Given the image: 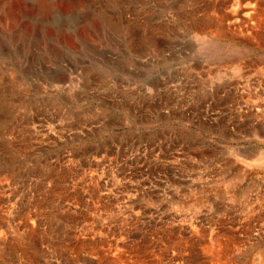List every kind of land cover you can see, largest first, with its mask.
I'll use <instances>...</instances> for the list:
<instances>
[{"label": "rangeland", "instance_id": "obj_1", "mask_svg": "<svg viewBox=\"0 0 264 264\" xmlns=\"http://www.w3.org/2000/svg\"><path fill=\"white\" fill-rule=\"evenodd\" d=\"M208 1L0 0V157L10 161V167L18 170L23 178L22 183H15L4 177V172L0 176L3 186L0 196L4 199L3 202L0 200V209L11 215L10 227L5 229L12 242L5 243L6 250L0 245V264H113V260L121 256L122 262L116 260L115 264H189L186 259L189 257L190 260V256L184 255L182 260L184 250L179 251L183 239L189 236L196 241L193 250L205 252L208 259H217L206 248L213 224L219 226L225 222L222 232H229L238 225L242 241H253L259 235L255 231L260 225L256 221L257 212H251V208L260 206L264 170L253 167L252 173L242 175L234 171L232 165L230 168L231 150L257 144L244 136V129L238 128L240 122L233 121L235 112L231 105L220 104L216 93L207 94L201 86L205 60L214 68H219L221 63L201 51L195 35ZM222 72L229 74L228 68ZM231 98L232 95L224 97L225 100ZM258 146L264 149L263 144ZM238 174L242 176L240 179ZM219 177L224 179L220 181ZM89 195H93L92 200ZM28 211L30 218L24 215ZM177 218H182L183 222ZM187 225H193L198 232L188 234L191 228ZM253 226L257 227L254 229ZM19 233L27 238L31 235V246L37 249L35 257L27 255V258L22 255L21 248L15 247L13 240L20 236ZM261 237L262 244L253 250L246 244L248 248L240 247L244 249L238 255L241 262L248 260L257 264L253 258L264 248V235ZM59 245L65 246L58 248ZM130 246L134 248L129 249ZM232 256L237 257L231 253L229 258Z\"/></svg>", "mask_w": 264, "mask_h": 264}, {"label": "bare ground", "instance_id": "obj_2", "mask_svg": "<svg viewBox=\"0 0 264 264\" xmlns=\"http://www.w3.org/2000/svg\"><path fill=\"white\" fill-rule=\"evenodd\" d=\"M208 1V0H207ZM202 2V1H201ZM206 2V1H205ZM209 3H207L204 7H203V10H202V21H200L201 22V24L199 25V27H198V30H197V32H196V36H197V39H198V41L200 42L199 43V45L201 46V51L203 52H205V54L207 53L208 55H210V56H214L215 58H216V60L218 59L219 61H221V63H220V65H219V68H214V66L213 65H211V62L209 63V61L208 60H205L206 62H204L203 63V68H204V73H203V75H202V77L200 76V74L198 75L199 77H201V86H202V88L204 89V91H206V93L208 94V93H211V92H213V93H216V96L218 97V100H219V102H220V104L221 103H224V102H227V103H229L231 106V108H232V110H234V112H235V116H234V118H233V121H235V122H240V125L238 126V128L239 129H241V130H243L244 129V136L245 137H248V138H251V140H253V141H255L256 142V144L257 145H249V146H247V147H240V146H238V147H235V149L232 151L231 150V156H232V160L230 161L232 164H230V168H231V165L233 166L232 168H233V170L234 171H236V172H238V173H240V174H242V175H248L249 173H252L251 171H253V167H258V168H261L262 170H264V149L263 148H261V146L259 147L258 146V144H263L264 145V0H209L208 1ZM196 3H198L197 1H196ZM200 3V2H199ZM192 5H194V3L192 4ZM199 5V4H198ZM191 6V5H190ZM200 6V5H199ZM173 7V6H172ZM196 7V6H195ZM189 9V8H188ZM212 12V13H211ZM186 13H188V12H186ZM197 13V12H196ZM201 13V12H200ZM211 13V14H210ZM183 17V16H182ZM185 22V21H184ZM190 22V21H189ZM197 22V21H196ZM193 23V22H192ZM196 24V23H195ZM194 24V25H195ZM193 25V24H192ZM195 29V28H194ZM196 30V29H195ZM6 38V37H5ZM151 39V38H150ZM195 43H196V41H194ZM198 43V42H197ZM234 43V44H233ZM4 44V43H3ZM8 44V43H7ZM194 44V43H193ZM240 46H239V45ZM9 45V44H8ZM192 46V45H191ZM8 48V47H7ZM7 50V49H6ZM12 50V49H11ZM13 52V51H12ZM20 52H21V50H20ZM12 55V54H11ZM39 55V54H38ZM13 56V55H12ZM7 57H8V55H7ZM3 58V57H2ZM247 58H249V60H247ZM9 59V58H8ZM25 59V58H24ZM23 61H25V60H23ZM201 59L199 60V63L201 64ZM21 62V61H20ZM217 62V63H218ZM5 64V63H4ZM196 65H198L197 63H195ZM195 64H193V66L195 65ZM22 66V65H21ZM199 66H201V65H199ZM7 67V66H6ZM190 67H192V66H190ZM197 67V66H196ZM193 68V67H192ZM202 68V67H201ZM225 68H228V70H229V74H224L222 71H224L225 70ZM15 70H17V69H15ZM7 71V70H6ZM14 71V70H13ZM190 71V70H189ZM194 73V72H193ZM192 74V73H191ZM10 75V74H9ZM187 75H188V73H187ZM192 76V75H191ZM190 76V77H191ZM195 78V77H194ZM193 78V79H194ZM192 79V80H193ZM196 80V79H195ZM191 81V80H190ZM18 82V81H17ZM195 82V81H194ZM200 84V83H199ZM190 85V84H189ZM194 85V84H193ZM188 87V86H187ZM193 87V86H192ZM196 87V86H195ZM176 89V88H175ZM62 93V91L60 92V94ZM225 95V96H224ZM227 95H232V98H231V100H229V99H224V97H227ZM203 96V95H202ZM209 96V95H208ZM178 97V96H177ZM229 97H231V96H229ZM189 98V97H188ZM201 99V98H200ZM204 100V99H203ZM215 100H216V98H215ZM214 101V100H213ZM206 102V101H205ZM208 104V103H207ZM214 104V103H213ZM216 104V103H215ZM178 105V104H177ZM206 106V105H205ZM222 106V105H221ZM220 107V106H219ZM216 108V107H215ZM213 109H214V107H213ZM223 109V108H222ZM225 109L227 110V108L225 107ZM215 110V109H214ZM224 110V109H223ZM209 111V110H208ZM213 111V110H212ZM217 111V110H216ZM206 113H207V111H205ZM203 113V112H202ZM215 113V112H214ZM221 113V112H220ZM226 113V112H225ZM231 113H232V111H231ZM209 114V113H208ZM216 114H218V113H216ZM234 114V113H233ZM211 115V114H210ZM226 115H228V113L226 114ZM204 116V115H203ZM216 117V116H215ZM232 117V116H231ZM7 118V117H6ZM210 118V117H209ZM221 118V117H220ZM205 119H207V118H205ZM225 119H226V117H225ZM213 120V119H212ZM215 120H217V119H215ZM228 120V119H227ZM230 120V119H229ZM223 121V120H222ZM22 122V121H21ZM202 122V121H201ZM206 122V121H205ZM203 123V122H202ZM208 123V122H207ZM212 123V122H211ZM226 123V122H225ZM211 125V124H210ZM219 125V124H218ZM2 126V125H1ZM5 127V126H4ZM10 127V126H9ZM8 127V128H9ZM18 127V126H17ZM16 127V128H17ZM213 127V126H212ZM233 127V126H232ZM236 127V126H235ZM3 128V127H2ZM1 128V129H2ZM15 128V127H14ZM220 129L219 130H221V127H219ZM225 128V127H224ZM229 128V127H228ZM243 128V129H242ZM211 129V128H210ZM234 129V128H233ZM7 130V129H6ZM5 130V131H6ZM10 130V129H9ZM52 130V129H51ZM223 130V129H222ZM4 131V132H5ZM20 131H23V130H20ZM39 131V130H38ZM44 131V130H43ZM55 131H57V130H55ZM213 131V130H212ZM228 131V130H227ZM230 131H231V129H230ZM238 131V130H237ZM11 132H13V131H11ZM14 132H15V130H14ZM34 132V131H33ZM36 132V131H35ZM34 132V133H35ZM59 132V131H58ZM215 132V131H214ZM2 133V132H1ZM6 133V132H5ZM17 133V132H16ZM24 133V132H23ZM45 133V132H44ZM53 133V132H52ZM56 133V132H55ZM231 133V132H230ZM242 133V134H243ZM3 134V133H2ZM9 134H11V133H9ZM33 134V133H32ZM61 134V133H60ZM215 135H216V133H214ZM225 134V133H224ZM231 134H233V133H231ZM1 135V134H0ZM6 135H8V132H7V134H5V138H7V136ZM21 135H22V133H21ZM34 135V134H33ZM39 135V134H38ZM56 135V134H55ZM64 135V134H63ZM227 134H225V136H226ZM12 136V135H11ZM40 136H41V134H40ZM211 136V135H210ZM217 136V135H216ZM228 136H230L229 134H228ZM10 137V136H9ZM13 137H14V133H13ZM33 137V136H32ZM46 137H48L47 135H46ZM46 137H44V138H46ZM234 137V136H233ZM10 139V138H9ZM16 139V138H15ZM36 139V138H35ZM47 139V138H46ZM68 139V138H67ZM212 139V138H211ZM216 139V138H215ZM5 140V139H4ZM18 140V139H17ZM39 140V139H38ZM217 140V139H216ZM3 141V140H2ZM241 141V140H240ZM12 142V141H11ZM52 142V141H51ZM217 142V141H216ZM234 142V141H233ZM10 143V142H9ZM55 143V142H54ZM53 143V144H54ZM57 143V142H56ZM206 143H208V142H206ZM218 143V142H217ZM232 143V142H231ZM11 144V143H10ZM18 144V143H17ZM50 144V143H49ZM239 144V143H238ZM15 145V144H14ZM28 145V144H27ZM46 145H48V144H46ZM207 145V144H206ZM5 146V145H4ZM42 146V145H41ZM237 146V145H236ZM12 147H13V145H12ZM211 147V146H210ZM215 147H216V145H215ZM223 147H225V145H223ZM231 147V146H230ZM263 147V146H262ZM11 148V147H10ZM18 148V147H17ZM14 149V148H13ZM20 149V148H19ZM19 149H18V152H19ZM23 149V148H22ZM8 150V149H7ZM10 150V149H9ZM205 150V149H204ZM220 150V149H219ZM219 150H217V151H219ZM216 151V150H215ZM17 152V151H16ZM22 153V152H21ZM9 154V153H8ZM204 154V153H203ZM228 154V153H227ZM5 156V154L3 155V157ZM25 156V155H24ZM2 157V156H1ZM0 157V161H1V164H2V167L0 168V176H1V174L4 172L5 174H6V176H4V177H7V178H10V180L11 181H13V182H15V183H22L21 182V180L23 179H21V174L19 173V171L18 170H16V171H18V172H16L15 171V168H13V167H10V161H7L6 159L5 160H2L3 158H1ZM6 157V156H5ZM68 157H70V156H68ZM206 157V156H205ZM216 157V156H215ZM224 157H226V156H224ZM17 158V157H16ZM27 158V157H26ZM207 158V157H206ZM210 158H211V156H210ZM12 159V158H11ZM22 160V159H21ZM212 160V159H211ZM228 160V159H227ZM18 162V161H17ZM65 162H67V160L65 161ZM207 162V161H206ZM213 162H215V161H213ZM212 162V163H213ZM220 162V161H219ZM228 162V161H227ZM16 163V162H15ZM20 163V162H19ZM24 163H26V162H24ZM54 163V162H53ZM217 163V162H216ZM226 163V162H225ZM222 164V163H221ZM23 165V164H22ZM225 165V164H224ZM228 165V164H227ZM29 166V165H28ZM60 166V165H59ZM52 167H54V166H52ZM210 167V166H209ZM18 168V167H17ZM57 168V167H56ZM67 168V167H66ZM68 168H69V166H68ZM67 168V169H68ZM73 168V167H72ZM21 169V168H20ZM27 169V168H26ZM71 169V168H70ZM205 169V168H204ZM213 169H214V167H213ZM227 169V168H226ZM256 169V168H255ZM260 169V170H261ZM32 170V169H31ZM54 170V169H53ZM64 170V169H63ZM216 170V169H215ZM218 170V169H217ZM223 170V169H222ZM259 170V171H260ZM69 171H71V170H69ZM68 171V172H69ZM26 173H27V171H25ZM205 172V171H204ZM258 172V171H257ZM256 172V173H257ZM40 173V172H39ZM52 173V172H51ZM225 173V172H224ZM35 174V173H34ZM36 174H38V173H36ZM53 174V173H52ZM205 174V173H204ZM203 174V175H204ZM220 174V173H219ZM237 174V173H236ZM93 175V174H92ZM95 175V174H94ZM93 175V176H94ZM207 175V174H206ZM206 175H204V176H206ZM232 175V174H231ZM252 175V174H251ZM258 175V174H257ZM48 176V175H47ZM92 176V177H93ZM96 176V175H95ZM235 176V175H234ZM239 176H241V175H239L238 174V178L240 179V177ZM30 177V176H29ZM29 177H27V178H29ZM38 177V176H37ZM40 177V176H39ZM48 177H51L50 175L48 176ZM57 178L59 177V176H56ZM70 178H71V174H70V176H69ZM68 177V178H69ZM91 177V178H92ZM203 177V176H202ZM201 177V178H202ZM215 176H213V178H214ZM242 177V176H241ZM262 177V176H261ZM25 178V177H24ZM36 178V177H35ZM34 178V179H35ZM46 178V177H45ZM60 178V177H59ZM63 177H61V179H62ZM85 178H88V177H85ZM96 178V177H95ZM98 178H99V176H98ZM101 178V177H100ZM33 179V180H34ZM219 179H220V177H219ZM222 179V178H221ZM221 179H220V181H221ZM223 179H224V177H223ZM222 179V180H223ZM262 179V178H261ZM30 180V179H29ZM88 180V179H87ZM101 180V179H100ZM202 181H203V179H201ZM232 180V179H231ZM10 181V182H11ZM35 181H36V179H35ZM35 181H33L32 183H34ZM40 181V180H39ZM42 181V180H41ZM57 180H55V182H56ZM62 181V180H61ZM61 181H59V183L61 182ZM82 181H86V179L85 180H82ZM93 181H95V179H93ZM204 181H205V179H204ZM211 181V180H210ZM213 181H214V179H213ZM259 181V180H258ZM0 182H1V179H0ZM23 182H24V180H23ZM30 182V181H29ZM43 182V181H42ZM52 182V181H51ZM54 182V183H55ZM65 183L67 182V181H64ZM91 182H92V180H91ZM212 182V181H211ZM225 182H226V179H225ZM28 182H26V184H27ZM83 183V182H82ZM95 183V182H94ZM99 183V182H98ZM111 183V182H110ZM259 183V182H258ZM257 183V184H258ZM25 184V185H26ZM29 184V183H28ZM27 184V185H28ZM31 184V183H30ZM29 184V185H30ZM77 184H80V181H79V183H77ZM194 184V183H193ZM201 184V183H200ZM208 184V183H207ZM218 184V183H217ZM223 184V183H222ZM2 184L0 183V188L1 189H3L2 187L3 186H1ZM11 185V184H10ZM25 185H24V187H25ZM52 185H54V184H52ZM51 185V186H52ZM56 185H58V182L56 183ZM98 185H100L101 186V184H98ZM216 185V184H215ZM233 185V184H232ZM235 185V184H234ZM21 186H23V185H21ZM32 186V185H31ZM69 186V185H68ZM72 186V185H71ZM70 186V187H71ZM91 186V185H90ZM89 186V187H90ZM94 186L95 187H97L96 186V183L94 184ZM107 186V185H106ZM201 186V185H200ZM217 186V185H216ZM221 186V185H220ZM236 186V185H235ZM238 186V185H237ZM264 186V185H263ZM40 187V186H39ZM46 187V186H45ZM48 187V186H47ZM52 187H54V186H52ZM60 187V186H59ZM194 187V186H193ZM198 187V186H197ZM215 187V186H214ZM218 187V186H217ZM225 187V186H224ZM228 187V186H227ZM230 187V186H229ZM256 187H258V186H256ZM262 187V186H261ZM6 188V187H5ZM30 188H32V187H30ZM38 188V187H37ZM41 188H42V186H41ZM67 188V187H66ZM84 189H85V186L83 187ZM99 187H97V189H98ZM111 188V187H110ZM226 188V187H225ZM232 188V187H231ZM251 188V187H250ZM15 189V188H14ZM25 189H26V187H25ZM53 189V188H52ZM59 189V188H58ZM68 189V188H67ZM79 189H81V188H79ZM108 189V188H107ZM112 189V188H111ZM210 189V188H209ZM233 189V188H232ZM236 189V188H235ZM17 190V189H16ZM33 190V189H32ZM37 190V189H36ZM51 190V189H50ZM54 190V189H53ZM89 190V189H88ZM100 191H102L101 190V187H100V189H99ZM98 190V191H99ZM104 190V189H103ZM113 190V189H112ZM111 190V191H112ZM202 190V189H201ZM207 190V189H206ZM211 190H217V189H211ZM225 190V189H224ZM254 190V189H253ZM7 191H9V189L7 190ZM24 191V190H23ZM26 191V190H25ZM49 191V190H48ZM65 191V190H64ZM73 191V190H72ZM97 191V192H98ZM108 191V190H107ZM110 191V192H111ZM205 191V190H204ZM226 191V190H225ZM231 191V190H230ZM241 191V190H240ZM255 191V190H254ZM262 191V190H261ZM13 192V191H12ZM17 192V191H16ZM33 192H35V190L33 191ZM33 192H32V194H33ZM45 192V191H44ZM67 192V191H66ZM84 192V191H83ZM88 192V191H87ZM86 192V193H87ZM105 192V191H104ZM197 192V191H196ZM216 192V191H215ZM222 192V191H221ZM253 192V191H252ZM14 193V192H13ZM28 193V192H27ZM49 193V192H48ZM61 193V192H60ZM89 193V192H88ZM87 193V194H88ZM103 193V192H102ZM176 193V192H175ZM195 193V192H194ZM232 193V192H231ZM12 194V193H11ZM90 194V193H89ZM172 194V193H171ZM198 194V193H197ZM223 194V193H222ZM229 194V193H228ZM233 194V193H232ZM251 194V193H250ZM260 194V193H259ZM14 195V194H13ZM28 195V194H27ZM26 195V196H27ZM70 195V194H69ZM83 195V194H82ZM91 195V194H90ZM89 195V198L91 199V197H93V195L92 196H90ZM103 195V194H102ZM101 195V196H102ZM110 195V194H109ZM226 195V194H225ZM238 195V194H237ZM241 195V194H240ZM244 194H242V196H243ZM252 195V194H251ZM251 195H250V197H251ZM253 195H254V193H253ZM12 196V195H11ZM24 196V195H23ZM53 196V195H52ZM52 196H50V197H52ZM55 196V195H54ZM68 196V195H67ZM73 196V195H72ZM88 196V195H87ZM104 196H105V194H104ZM103 196V197H104ZM107 196V195H106ZM113 196H114V194H113ZM175 196V195H174ZM189 196H191V195H189ZM203 196V195H202ZM208 196V195H207ZM218 196V195H217ZM222 196V195H221ZM224 196V195H223ZM222 196V197H223ZM256 196V195H255ZM21 197V196H20ZM71 197V196H70ZM95 197H97V196H95ZM102 197V198H103ZM108 197V196H107ZM118 197V196H117ZM119 197H120V195H119ZM122 197H123V195H122ZM127 197V196H126ZM126 197H124V198H126ZM146 197V196H145ZM176 197V196H175ZM174 197V198H175ZM192 197V196H191ZM198 197V196H197ZM205 197V196H204ZM216 197V196H215ZM226 197V196H225ZM250 197H248L249 199H250ZM260 197H261V201H259V204H260V206H258V207H260L259 208V210H257V206L255 207H252L251 208V212H253V213H255V212H257V216H256V221H258L259 223H260V225H259V227H258V229H256L255 231H258L259 232V235H257V237H255V238H253L252 240L253 241H250V239H248L250 242H253V243H250L248 240L247 241H242V239H240L239 238V235H240V233L238 232V229H239V227H238V225L237 226H235V228L233 229V228H230V231L229 232H222V229L224 228V226H225V222H222V223H220L219 224V226H218V223L217 224H213V227H210L211 229H210V231H211V236H209V234H208V236H209V245H208V247H206L207 249H208V251L209 252H212V253H214L213 255H215V257L217 258L215 261H214V259H208L207 258V256L204 254L205 252H201V251H195V250H193V246H195L196 245V241H195V239L192 237V236H189V237H185L184 239H183V241H182V246L180 247V250L179 251H181V249L182 250H184V252H183V254L181 255L182 256V260L184 259V255L186 256V255H188V256H190V260H189V257H188V260L186 259V261H187V263H189V264H251L250 263V261H248V260H246V261H244V262H241L239 259H238V255L240 254V251L241 250H244L243 248L241 249L240 247L242 246V247H244L245 245L244 244H246V245H248V247L250 248V250H253V249H255L256 247H259V245L260 244H262V238L263 237H261V235H264V192L260 195ZM6 198V197H5ZM40 198V197H39ZM48 198V197H47ZM69 198V197H68ZM88 198V199H89ZM100 198V197H99ZM110 198H112V197H110ZM109 198V199H110ZM147 198V197H146ZM181 198V197H180ZM189 198V197H188ZM231 198V197H230ZM238 198V197H237ZM259 198V197H258ZM49 199V198H48ZM47 199V200H48ZM60 199V198H59ZM67 199V198H66ZM77 199V198H76ZM76 199H74V202L76 201ZM106 199V198H105ZM114 199H116V198H114ZM113 199V200H114ZM123 199V198H122ZM196 199V198H195ZM222 199V198H221ZM242 199H244V198H242ZM0 200H2V202H3V200L4 199H2V196H0ZM14 200V199H13ZM35 200H36V198H35ZM34 200V201H35ZM86 200H87V198H86ZM92 200V199H91ZM104 200V199H103ZM121 200V199H120ZM199 200V199H198ZM235 200V199H234ZM29 202H30V199L28 200ZM27 200H26V202H28ZM56 201V200H55ZM60 201V200H59ZM98 201V200H97ZM110 201H112L111 199H110ZM115 201V200H114ZM117 201V200H116ZM133 200H131V202H132ZM175 201V200H174ZM195 201V200H194ZM208 201H211L210 199L208 200ZM222 201H224V200H222ZM227 201V200H226ZM236 201V200H235ZM22 202V201H21ZM24 202V201H23ZM28 202V203H29ZM36 202V201H35ZM74 202H72V203H74ZM87 202H89L90 203V201H87ZM104 202V201H103ZM172 202H173V200H172ZM176 202V201H175ZM231 202H232V200H231ZM230 202V203H231ZM242 202V201H241ZM6 203V202H5ZM31 203V202H30ZM53 203V202H52ZM65 203V202H64ZM67 203V202H66ZM70 203H71V201H70ZM71 203V204H72ZM95 203H97V202H95ZM113 203V205H114V202H112ZM120 203V202H119ZM121 203H123V202H121ZM135 203V202H134ZM150 203V202H149ZM203 203V202H202ZM219 202H217V204H218ZM225 203V202H224ZM238 203V202H237ZM240 203V202H239ZM251 203V202H250ZM7 204H8V202H7ZM57 204V203H56ZM68 204H69V202H68ZM77 204V203H76ZM110 204V203H109ZM118 204V203H117ZM133 204V203H132ZM137 204H138V202H137ZM157 204V203H156ZM191 204V203H190ZM197 204V203H196ZM229 204V203H228ZM253 204V203H252ZM24 205V204H23ZM36 205V204H35ZM89 205V204H88ZM148 205H150V204H148ZM165 206H166V204H164ZM221 205V204H220ZM219 205V206H220ZM258 205V204H257ZM3 206V205H2ZM20 206V205H19ZM18 206V207H19ZM43 206V205H42ZM46 206V205H45ZM55 206V205H54ZM68 206V205H67ZM74 206H75V204H74ZM100 205H98L97 207H99ZM115 206V205H114ZM130 206H132V205H130ZM229 206V205H228ZM227 206V207H228ZM235 206V205H234ZM236 206H238L237 204H236ZM245 206H246V203H245ZM11 207V206H10ZM17 207V208H18ZM21 207V206H20ZM24 207V206H23ZM27 207V206H26ZM64 207V206H63ZM72 207V206H71ZM89 207H91V206H89ZM94 207V206H93ZM96 207V206H95ZM108 207V206H107ZM112 207V206H111ZM115 207H117V205L115 206ZM114 207V208H115ZM123 207V206H122ZM133 207V206H132ZM139 207V206H138ZM152 207V206H151ZM161 207V206H160ZM159 207V208H160ZM198 207H199V205H198ZM201 207V206H200ZM217 207V206H216ZM230 208H231V206H229ZM228 207V208H229ZM242 207V206H241ZM2 208V207H1ZM4 208V207H3ZM2 208V209H3ZM25 208V207H24ZM24 208H21L22 210L24 209ZM38 208V207H37ZM43 207H41V209H42ZM47 208V207H46ZM61 208V207H60ZM73 208V207H72ZM74 208H76V207H74ZM101 208V207H100ZM99 208V209H100ZM127 208V207H126ZM157 208V207H156ZM167 208V207H166ZM179 208V207H178ZM214 208V207H213ZM234 208V207H233ZM238 208H240V207H238ZM27 208H25V210H26ZM30 209V208H29ZM35 209V208H34ZM33 209V210H34ZM93 209H96V208H93ZM113 209V208H112ZM117 209V208H116ZM121 209V208H120ZM123 209H124V207H123ZM141 209H142V207H141ZM140 209V210H141ZM192 209V208H191ZM223 209H225V208H223ZM10 210V209H9ZM17 210V209H16ZM37 210V209H36ZM39 210V209H38ZM47 210V209H46ZM72 210V209H71ZM107 210V209H106ZM131 210H132V208H131ZM139 210V211H140ZM148 210H150L149 208H148ZM202 210H204V209H202ZM218 210V209H217ZM233 210V209H232ZM243 210V209H242ZM8 211V210H7ZM14 211V210H13ZM20 211V210H19ZM39 211H41V210H39ZM56 210H54V212H55ZM69 211V210H68ZM123 211V210H122ZM138 211V210H137ZM152 211V210H151ZM150 211V212H151ZM155 211V210H154ZM170 211V210H169ZM205 211V210H204ZM212 211H213V209H212ZM221 211V210H220ZM225 211H226V209H225ZM230 211V210H229ZM235 211V210H234ZM243 211H245V209L243 210ZM20 212H22V211H20ZM24 212V211H23ZM26 212V211H25ZM31 212H32V209H31ZM30 212V213H31ZM34 212V211H33ZM72 212V211H71ZM108 212V211H107ZM112 212H113V210H112ZM115 212V211H114ZM129 213H130V211H128ZM133 212H134V209H133ZM143 212V211H142ZM141 212V213H142ZM147 212V211H146ZM145 212V213H146ZM149 212V211H148ZM156 212V211H155ZM159 212H161V210L159 211ZM197 212V211H196ZM228 212V211H227ZM236 212H238V211H236ZM13 213H16V212H13ZM28 214H24V215H27L28 216V218H30L29 216L31 215V214H29V211L27 212ZM35 213V212H34ZM38 213V212H37ZM40 213H42V212H40ZM63 213H64V211H63ZM68 213V212H67ZM132 213V212H131ZM137 212H135V214H136ZM152 213H153V211H152ZM173 213V212H172ZM184 213V212H183ZM223 213V212H222ZM230 213V212H229ZM231 213H232V211H231ZM240 213V212H239ZM244 213H246V212H244ZM247 213H248V209H247ZM57 214V213H56ZM60 214V213H59ZM123 214H126L125 212L123 213ZM149 214V213H148ZM176 214V213H175ZM209 214H211L210 212H209ZM208 214V215H209ZM243 214V213H242ZM242 214H240V218H242ZM15 215V214H14ZM67 215H69V214H67ZM100 216L102 215V214H99ZM134 215V214H133ZM140 216H141V214H139ZM177 215V214H176ZM207 215V214H206ZM207 215V216H208ZM225 215H227V214H225ZM235 215V214H234ZM244 215H246V214H244ZM249 215H250V212H249ZM248 215V216H249ZM11 216V215H10ZM7 213H6V211L5 210H1L0 209V245H2L0 248L3 250V249H5L6 248V246L7 245H5V243L7 242V241H9V237H10V234H9V231L7 230V226H9L10 227V224H11V217H10ZM19 216H21V217H23V214H19ZM27 216L25 217L26 219H27ZM32 216H34V215H32ZM40 216V215H39ZM44 216V215H43ZM43 216H40V217H43ZM47 216V215H46ZM92 216V215H91ZM127 216H129V215H127ZM126 216V217H127ZM155 216H158V215H155ZM180 216V215H179ZM191 215H189V216H187L188 218L190 217ZM201 216V215H200ZM222 216V215H221ZM252 216V215H251ZM20 217V218H21ZM136 217V216H135ZM139 217V216H138ZM137 217V218H138ZM146 217V216H145ZM144 217V218H145ZM162 217H164V216H162ZM167 217H168V215H167ZM176 217H178V215L176 216ZM181 217V216H180ZM204 217V216H203ZM225 217V216H224ZM246 217V216H245ZM253 217H254V214H253ZM252 217V218H253ZM13 218V217H12ZM15 218V217H14ZM19 218V217H18ZM24 218V217H23ZM24 218V219H25ZM32 218V217H31ZM34 218V217H33ZM65 218H67V216L65 217ZM123 218H125V217H123ZM128 218H130V217H128ZM147 218V217H146ZM166 218V217H165ZM201 218V217H200ZM233 218H234V216H233ZM236 218V217H235ZM16 219V218H15ZM35 219V218H34ZM33 219V220H34ZM63 219V218H62ZM126 219V218H125ZM139 219V218H138ZM142 219V218H141ZM158 219V218H157ZM156 219V220H157ZM186 218L184 217V220H185ZM202 219V218H201ZM206 219H207V217H206ZM231 219V218H230ZM237 219V218H236ZM235 219V220H236ZM244 219V218H243ZM263 219V220H262ZM29 220H31V219H29ZM29 220H27V221H29ZM128 220V219H127ZM133 220V219H132ZM161 220V219H160ZM167 220H169V219H167ZM171 220H173L172 218H171ZM177 220H178V218H177ZM181 221H182V218L180 219ZM180 220H178V221H180ZM186 220H188V219H186ZM198 220V219H197ZM200 220V219H199ZM233 220V219H232ZM246 220L248 221L249 219H247L246 218ZM21 221V220H20ZM20 221H19V223H20ZM36 221H37V219H36ZM38 221H40V220H38ZM43 221V220H42ZM56 221V220H55ZM65 221V220H64ZM122 221H123V219H122ZM126 221V220H125ZM150 221H153V220H151L150 219ZM166 221V220H165ZM174 221V220H173ZM212 221V220H211ZM227 221V220H226ZM237 221H239V220H237ZM236 221V222H237ZM241 221V220H240ZM250 221V220H249ZM248 221V222H249ZM13 222V221H12ZM35 222V221H34ZM52 222V221H51ZM140 222V221H139ZM160 221H158V223H159ZM183 222V221H182ZM190 222V221H189ZM195 222V221H194ZM194 222H193V224H194ZM201 222V221H200ZM206 221H204V223H205ZM208 222V221H207ZM210 222V221H209ZM233 222V221H232ZM245 222V221H244ZM248 222H246V223H248ZM26 223V222H25ZM55 223V222H54ZM125 223V222H124ZM123 223V224H124ZM128 223V222H127ZM148 223V222H147ZM161 223V222H160ZM163 223V222H162ZM177 223H179V222H177ZM203 223V222H202ZM245 223V224H246ZM250 223V222H249ZM252 223H253V221H252ZM9 224V225H8ZM12 224H14V223H12ZM21 224V223H20ZM29 223H27V225H28ZM43 224V223H42ZM48 224H49V222H48ZM53 224V223H52ZM144 224V223H143ZM152 224H153V222H152ZM210 224V223H209ZM208 224V225H209ZM255 224V223H254ZM27 225H25V229L27 228ZM34 225V224H33ZM41 224H39V226H40ZM58 225V224H57ZM133 225V224H132ZM150 225V224H149ZM185 225H186V223H185ZM201 225V224H200ZM199 225V226H200ZM212 225V224H211ZM249 225V224H248ZM252 225V224H251ZM29 226H30V224H29ZM29 226H28V228H29ZM35 226H36V224H35ZM34 226V227H35ZM50 226H52V225H50ZM124 226V225H123ZM130 226V225H129ZM136 226V225H135ZM143 226V225H142ZM158 226V225H157ZM163 226H164V224H163ZM188 226V225H187ZM192 227H190V226H188V227H190L191 229L189 230V232H187L188 234H191L192 232L193 233H196V232H198V230L197 229H195L194 228V226L193 225H191ZM195 226H197L198 227V225H195ZM207 226V225H206ZM231 226V225H230ZM243 226V225H242ZM5 227H7L6 229H5ZM16 227V226H15ZM24 227V226H23ZM30 227H32V224H31V226ZM47 227V226H46ZM154 227V226H153ZM162 227V226H161ZM167 227V226H166ZM177 227V226H176ZM178 227H179V225H178ZM187 227V228H188ZM205 227V226H204ZM203 227V225H202V228H204ZM227 227V226H226ZM229 227V226H228ZM254 227V229L257 227H255V226H253ZM40 228V227H39ZM58 228V227H57ZM106 228H108V227H106ZM146 228H147V226H146ZM157 228V227H156ZM175 228V227H174ZM184 228V227H183ZM186 228V227H185ZM246 228V227H245ZM252 228V227H251ZM34 229V228H33ZM42 229V228H41ZM44 229H46V228H44ZM43 229V230H44ZM55 229V228H54ZM59 229H60V227H59ZM58 229V230H59ZM143 229H144V227H143ZM151 229H152V227H151ZM164 229V228H163ZM179 229V228H178ZM181 229V228H180ZM189 229V228H188ZM199 229H201L200 227H199ZM253 229V230H254ZM21 230H23L22 228H21ZM27 230V229H26ZM25 230V231H26ZM28 230H30V229H28ZM48 230V229H47ZM138 230V229H137ZM149 230V229H148ZM158 230V229H157ZM161 230V229H160ZM182 230V229H181ZM203 230V229H202ZM201 230V231H202ZM242 230H244V229H242ZM246 230V229H245ZM11 231V230H10ZM20 231V230H19ZM18 231V232H19ZM24 231V230H23ZM57 231V230H56ZM92 231V230H91ZM103 231H104V229H103ZM103 231H101V232H103ZM144 231H146V230H144ZM171 231V230H170ZM183 231H185V233H186V230H183ZM12 232V231H11ZM38 232V231H37ZM40 232V231H39ZM38 232V233H39ZM47 232V231H46ZM147 232V231H146ZM151 232V231H150ZM167 232V231H166ZM180 232H182V231H180ZM199 232H200V230H199ZM247 232V231H246ZM246 232L244 231L243 233H245L246 234ZM250 232V231H249ZM253 232V231H252ZM251 232V233H252ZM33 232H31V234H32ZM95 233V232H94ZM128 233V232H127ZM139 233H142V232H139ZM144 233V232H143ZM156 233V232H155ZM163 233V232H162ZM173 233V232H172ZM171 233V234H172ZM174 233H176V232H174ZM204 233V232H203ZM242 232H241V234H243ZM248 233V232H247ZM28 234V233H27ZM30 234V233H29ZM34 234V233H33ZM50 234H51V232H50ZM54 234V233H53ZM154 234V233H153ZM177 234V233H176ZM182 235H185V234H183V233H181ZM180 234V235H181ZM188 234H187V236H188ZM199 234V233H198ZM201 234V233H200ZM244 234V235H245ZM248 234H250V233H248ZM254 234V233H253ZM252 234V235H253ZM19 235H20V233H19ZM40 235V234H39ZM45 235V234H44ZM86 235V234H85ZM93 235V234H92ZM145 235V234H144ZM192 235V234H191ZM205 236H206V234H204ZM203 235V238L205 237ZM243 235V236H244ZM14 236V235H13ZM33 236V238H34V235H32ZM95 236V235H94ZM101 237H102V235H100ZM141 236V235H140ZM150 236V235H149ZM148 236V237H149ZM164 236H165V234H164ZM195 236V235H194ZM198 236V235H197ZM249 236V235H248ZM247 236V237H248ZM31 238V235H29L28 236V238L27 237H24V236H19L18 238L16 237V239H14L13 240V243H14V245H15V247L17 246V247H19V248H21V253H22V255L24 254V255H26V257H27V255L31 258V257H35L36 255H37V249H35V248H33L32 246H31V242L29 241V239ZM38 237V236H37ZM52 237V236H51ZM157 237V236H156ZM172 237V236H171ZM183 237V236H182ZM200 237H202L201 235H200ZM246 237V238H247ZM252 237V236H251ZM250 237V238H251ZM15 238V237H14ZM40 238V237H39ZM48 238V237H47ZM103 238H105V237H103ZM109 238V237H108ZM108 238H106V239H108ZM127 238V237H126ZM125 238V239H126ZM128 238H129V236H128ZM138 238H139V236H138ZM168 238V237H167ZM174 238H176V237H174ZM173 238V239H174ZM187 238V239H186ZM243 238V237H242ZM37 239V238H36ZM55 239V238H54ZM91 239H93V238H91ZM147 239V238H146ZM146 239L144 240L145 242H146ZM152 239V238H151ZM205 239V238H204ZM12 240V239H11ZM93 240H95V239H93ZM100 240V239H99ZM104 240V239H103ZM124 240V239H123ZM122 240V241H123ZM162 240H163V238H162ZM177 240H179V239H177ZM200 240V239H199ZM264 240V239H263ZM64 241V240H63ZM70 241V240H69ZM122 241H121V243H122ZM170 241H171V239H170ZM257 241V242H256ZM9 242H11V241H9ZM37 242H38V239H37ZM54 242V241H53ZM60 242V241H59ZM66 242V241H65ZM73 242V241H72ZM100 242V241H99ZM110 242V241H109ZM138 242V241H137ZM137 242H136V244H137ZM140 242V241H139ZM160 242V241H159ZM172 242V241H171ZM199 242V241H198ZM239 242H242L241 244L242 245H240L239 246ZM52 243V242H51ZM58 243V242H57ZM143 243V242H142ZM177 243V242H176ZM202 243V242H201ZM201 243H199L200 245H201ZM204 243V242H203ZM11 244H12V242H11ZM10 244V245H11ZM33 244H35V243H33ZM61 244H63V243H61ZM67 244V243H66ZM89 244H92L91 242L89 243ZM128 244V243H127ZM144 244V243H143ZM152 244H154V243H152ZM156 244H158L157 242H156ZM198 244V245H199ZM205 244V243H204ZM9 245V246H10ZM57 245V244H56ZM56 245H53V247L54 246H56ZM73 245V244H72ZM86 245H88V244H86ZM93 245V244H92ZM126 245V244H125ZM181 245V244H180ZM206 245V246H207ZM65 246V245H64ZM64 246H61V245H59V246H57L58 248H62V247H64ZM70 246V245H69ZM68 246V247H69ZM79 246V245H78ZM85 246V245H84ZM95 246V245H94ZM99 246H100V243H99ZM105 246H107V245H105ZM111 246V245H110ZM110 246H109V248H110ZM118 246H120V244L118 245ZM123 246V245H122ZM121 246V247H122ZM140 246L141 245H139V248H140ZM170 246V245H169ZM171 246H172V244H171ZM197 246V245H196ZM15 247H14V249H15ZM86 247V246H85ZM126 247H129V246H126ZM131 248H129V249H132V248H134V247H132V246H130ZM246 247V246H245ZM248 247H246V248H248ZM8 248V247H7ZM11 248V247H10ZM55 248V247H54ZM70 248H71V246H70ZM88 248H92V247H88ZM87 248V249H88ZM98 248V247H97ZM96 248V249H97ZM137 248H138V245H137ZM148 248V247H147ZM157 248V247H156ZM196 248V247H195ZM18 249V248H17ZM17 249L16 250H14V251H17ZM41 249V248H40ZM86 249V251H88V250H90L91 251V249H88L87 250ZM94 249V248H93ZM95 249V250H96ZM108 249V248H107ZM106 249V250H107ZM123 249V248H122ZM121 249V250H122ZM124 249H125V247H124ZM173 249V248H172ZM171 249V250H172ZM6 250V249H5ZM20 250V249H19ZM18 250V251H19ZM65 250H66V247H65ZM94 250V251H95ZM101 250V249H100ZM110 250V249H109ZM174 250V249H173ZM56 251V250H55ZM58 251V250H57ZM97 251V250H96ZM95 251V252H96ZM113 251H114V249H113ZM141 251V250H140ZM142 251H143V246H142ZM178 251V252H179ZM185 251H188V254H186V252ZM3 252V251H2ZM1 252V253H2ZM6 252V251H5ZM11 252V251H10ZM8 253V252H7ZM6 253V254H7ZM18 253V252H17ZM60 253H61V251H60ZM91 253H93V252H91ZM99 253H101V252H99ZM120 253V252H119ZM127 253V252H126ZM136 253V252H135ZM140 253H143V252H140ZM231 253H234V254H236L237 255V257L236 258H233V256L232 257H230L229 258V256H230V254ZM171 254V253H170ZM208 254V253H207ZM253 254V253H252ZM45 255V254H44ZM111 255V254H110ZM2 256H4V255H2ZM9 256V255H8ZM90 256V255H89ZM88 256V257H89ZM100 256V255H99ZM115 256H117V255H115ZM123 256H124V254H123ZM139 255H137V257H138ZM145 255H143V257H144ZM244 256V255H243ZM13 257V256H12ZM17 257V256H16ZM45 257H47V256H45ZM101 257V256H100ZM118 257H120V256H118ZM122 257V256H121ZM120 257V258H121ZM127 257V256H126ZM161 257V256H160ZM187 257V256H186ZM241 257H242V255H241ZM245 257V256H244ZM20 258V257H19ZM23 258H25V257H23ZM23 258H22V260H23ZM28 258V257H27ZM108 258V257H107ZM120 258H118V259H115V260H113V264H115L116 263V260H120ZM125 258V257H124ZM123 258V259H124ZM181 258V257H180ZM211 258H213L212 256H211ZM240 258V257H239ZM256 258V259H255ZM255 258H253V262L254 263H257V264H264V248L263 249H261V250H259L258 252H257V254L255 255ZM21 259V258H20ZM35 259V258H34ZM37 259V258H36ZM92 259V258H91ZM112 259V258H111ZM122 259V258H121ZM132 259H134V257L132 258ZM136 259V258H135ZM145 259V258H144ZM166 259V258H165ZM237 259L239 260V261H237ZM8 260V259H7ZM19 260V259H18ZM87 260H88V258H87ZM90 260V259H89ZM143 260V259H142ZM171 260H173V258L172 259H170V261ZM24 261V260H23ZM22 261V262H23ZM38 261V260H37ZM104 261H105V259H104ZM106 261H107V259H106ZM105 261V262H106ZM112 261V260H111ZM121 261V260H120ZM124 261V260H123ZM139 261H141V260H139ZM157 261V260H156ZM159 261V260H158ZM175 261H177V260H175ZM190 261L192 262V263H190ZM110 262V261H109ZM108 262V263H109ZM117 262H119V261H117ZM122 262V261H121ZM128 262V261H127ZM126 262V263H127ZM130 262V261H129ZM132 262H133V260H132ZM154 262V261H153ZM152 262V263H153ZM181 262V261H180ZM183 262V261H182ZM181 262V263H182ZM1 263V262H0ZM10 263V262H9ZM24 263V262H23ZM26 263V262H25ZM100 263V262H99ZM103 263V262H102ZM101 263V264H102ZM107 263V262H106ZM111 263V262H110ZM147 263V262H146ZM168 263V262H167ZM175 263V262H174ZM12 264V263H11ZM119 264V263H118ZM122 264V263H121ZM128 264V263H127ZM161 264V263H160ZM180 264V263H179Z\"/></svg>", "mask_w": 264, "mask_h": 264}]
</instances>
